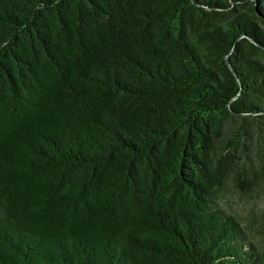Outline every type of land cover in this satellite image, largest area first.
Wrapping results in <instances>:
<instances>
[{"label":"trees","instance_id":"obj_1","mask_svg":"<svg viewBox=\"0 0 264 264\" xmlns=\"http://www.w3.org/2000/svg\"><path fill=\"white\" fill-rule=\"evenodd\" d=\"M259 202L264 0H0V264H264Z\"/></svg>","mask_w":264,"mask_h":264},{"label":"rangeland","instance_id":"obj_2","mask_svg":"<svg viewBox=\"0 0 264 264\" xmlns=\"http://www.w3.org/2000/svg\"><path fill=\"white\" fill-rule=\"evenodd\" d=\"M229 201H230V203L234 206V207H238V206H240V203H239V201L236 199V198H234V197H230V199H229ZM259 207V208H257L256 209V207ZM256 207H255V209L256 210H258L259 211V209H261V208H263V210H262V213L264 212V202L262 203V202H259V203H257L256 204ZM256 218H259V217H256ZM259 221H262L261 219H258ZM255 236H256V238H255V242L257 243V244H259L260 245V243L263 245L264 244V236L263 237H261L260 235H259V233H258V231L257 230H255Z\"/></svg>","mask_w":264,"mask_h":264}]
</instances>
